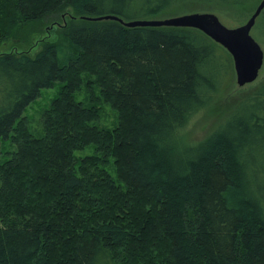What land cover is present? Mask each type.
Here are the masks:
<instances>
[{
	"label": "trees",
	"instance_id": "1",
	"mask_svg": "<svg viewBox=\"0 0 264 264\" xmlns=\"http://www.w3.org/2000/svg\"><path fill=\"white\" fill-rule=\"evenodd\" d=\"M259 1L0 0V44L15 30L28 43L0 53V153L16 146L0 164V264H264V81L185 144L233 84L229 53L195 28L85 18L251 14ZM85 75L117 112L112 128L76 99ZM57 84L33 135L24 112Z\"/></svg>",
	"mask_w": 264,
	"mask_h": 264
},
{
	"label": "rangeland",
	"instance_id": "2",
	"mask_svg": "<svg viewBox=\"0 0 264 264\" xmlns=\"http://www.w3.org/2000/svg\"><path fill=\"white\" fill-rule=\"evenodd\" d=\"M203 5L204 4H201L200 6H197V8H193L195 10L192 11H189L185 7H182V9L174 13L182 14V12L188 13L193 11H211L214 12L221 20V22L228 27L239 26L243 24L250 16L247 10H243L241 8H227L218 6L216 4L210 7L207 5ZM163 16L164 15H162V17ZM20 32H16V30L13 31L8 40L0 44V53H19L27 49L28 43L25 40L24 33ZM251 35L259 43L263 50V63L261 69L259 70L258 77L251 83H247L244 86H238L236 83L234 72L233 84L231 85V87L222 93V95L214 105L210 106L204 111H201L185 129V134L182 135V140L185 144L197 145L198 143L203 141L209 135V133H211L212 130L222 121L224 115L231 109L233 104L237 101L239 95L241 96L242 94H248V92L255 86H257L260 81H264V9L256 18L255 23L251 29ZM43 36L47 37V40L53 39L50 34L47 35L46 33H44L41 37ZM33 43H35V41ZM38 47H40L39 43H35L32 44L31 47H29V50L33 53V51L35 52ZM94 81L95 80L92 76L85 75L81 90L75 94L76 99L82 101L86 105L94 103V106L96 105L99 110L100 118L98 120V124L102 127L112 128L117 122L118 114L111 108L110 105L104 103L102 99H100L99 88L95 85ZM90 86H92L91 89H89ZM59 88L60 84H57L54 88L43 90L40 97L32 102L24 112V117L27 119V129L33 135L42 134V125L40 121L41 114L49 106L51 100L56 97ZM96 97L97 100L95 102L94 100ZM15 147V144L10 141H6L3 143L0 153V164L10 156ZM89 153H91V151H88L87 148L80 151L79 155H85ZM108 169L111 173H113V167H109ZM227 194L230 199H234L235 197L237 198V188L235 187L234 189H231Z\"/></svg>",
	"mask_w": 264,
	"mask_h": 264
},
{
	"label": "water",
	"instance_id": "3",
	"mask_svg": "<svg viewBox=\"0 0 264 264\" xmlns=\"http://www.w3.org/2000/svg\"><path fill=\"white\" fill-rule=\"evenodd\" d=\"M263 9L264 0H260L247 20L235 27L226 26L211 11H193L169 17L144 18L130 21L111 14L85 18L89 20H117L128 27L173 26L198 29L229 53L233 62L236 83L238 86H244L258 77L263 63V50L251 35L255 20Z\"/></svg>",
	"mask_w": 264,
	"mask_h": 264
}]
</instances>
